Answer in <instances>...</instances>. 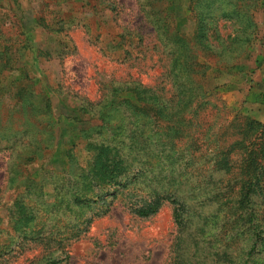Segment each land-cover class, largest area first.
Masks as SVG:
<instances>
[{
	"label": "rangeland",
	"instance_id": "1",
	"mask_svg": "<svg viewBox=\"0 0 264 264\" xmlns=\"http://www.w3.org/2000/svg\"><path fill=\"white\" fill-rule=\"evenodd\" d=\"M184 63L188 68L182 69ZM174 65L193 89L206 92H194L193 109L173 112L167 121L149 112L159 124L150 140L171 151L140 156L151 162L146 176L159 193L183 197L179 224L171 201L139 217L118 195L102 213L108 195L96 205H80L78 216L37 207L32 225L45 227L32 239L30 228L16 231L9 219L14 198L24 190L7 172L15 158L1 150L0 264H264V241L248 255L253 238L242 219L246 209L232 206L229 190L239 180L240 157L221 153L234 147L236 131L253 132L246 118L264 122V0H0V122L10 120L8 146L22 150L35 140L51 141L40 131L49 127L40 122L45 116L22 108L21 91L35 102L42 91L55 116L72 118L62 116L53 125L54 149L45 156L51 170H63L64 160L83 165L95 136L128 145L126 105L136 101L124 84L164 88L168 96L173 87L167 72ZM110 99L101 117L94 116L96 102ZM175 117L180 122L169 133ZM50 172L38 203L59 206L56 192L64 181ZM253 197L264 225V193ZM51 233L61 235L47 239Z\"/></svg>",
	"mask_w": 264,
	"mask_h": 264
},
{
	"label": "trees",
	"instance_id": "2",
	"mask_svg": "<svg viewBox=\"0 0 264 264\" xmlns=\"http://www.w3.org/2000/svg\"><path fill=\"white\" fill-rule=\"evenodd\" d=\"M185 55L189 57L186 53ZM187 65L184 63L182 69L188 68ZM180 67L174 65L167 72V77L170 78L173 87L172 92L168 96H166L167 94L164 92V88L160 89L155 87V90H153L147 87L140 88L133 86V89L131 86L124 84L125 90L131 91L136 101L134 104L129 102V106L126 105V109L131 112L128 119V145L124 142L117 144L112 139L102 138L101 135L95 136L87 144L88 149L91 150L90 159L86 160L83 165L77 164L76 167L68 165L67 160H64L65 168L61 171L51 170V166L48 165L45 156L48 151L54 149L53 125L56 126L57 122L65 114L58 113L55 116L50 98L42 91L38 92L39 97L37 102L29 98L26 91L19 92L17 99L20 96L22 97L20 104L23 109L25 107V110H29L30 112L38 111L33 113L45 116L41 118L40 122L47 120L49 127L41 126L40 131L44 132L46 137H50L51 141L35 140L32 145H28V147L22 150L11 149L8 146L9 138L12 135L10 120H5L6 122L4 124L0 122V144L5 142L4 145H1L2 148H0V151H8V157L15 158V160L9 162L8 165L10 168L7 169V172H9V176L14 180L13 182L16 183L18 180L19 186L24 190L23 192H19L14 198L10 208L11 211H9V219L12 222L13 229L17 231L22 228L24 230L30 228V232H33L31 238L33 235H35L34 237H40V233L45 227V222L42 223L40 220L41 226L38 228L36 224L32 225L38 217L37 207L43 206L42 208L46 212H49V206H51V209H55L56 215L60 214V216H64L68 213L69 216H78L82 214L80 205L89 204L90 202L96 205L108 195L112 198L109 201L101 202L106 206V210H103L102 213L108 210L113 199L118 195L126 198L129 211L139 217H148L157 212L165 201H171V203L177 205L174 210V220L179 224L180 215L178 211L184 206L183 197L180 193L175 194L172 190L159 193L153 180L146 176V172L149 170L147 166L151 162L142 160L140 154L143 156L159 151L160 154L168 155L171 151V147L167 150L165 149L166 146H161V144L153 143L150 140L156 133L154 127L157 125V119L149 112H158L161 115V120L167 121L164 118L166 116L170 117L173 115V112L183 114L184 111L187 113L193 109L195 104L192 103L190 98L194 95V92H198V94L202 92V96L204 94L203 92H206V89L199 90V87L198 89L196 87V90L193 89L189 82L180 75ZM124 88H121V90ZM200 89L202 88L200 87ZM116 92L117 89L113 87L111 98L116 96ZM176 97L178 98L177 100H175ZM150 98H153V101H150L151 104L144 103V101ZM162 98H166L165 103H157V100ZM96 103L100 104V106L94 111V116L99 118L105 107L111 106L112 99L106 101L104 104H101V101ZM81 108L84 112L90 113L85 107L81 106ZM138 117L143 118L142 128L138 126ZM178 118L175 117L176 121H170L172 125H169L168 128L170 126L172 128L169 133L176 131L174 126L180 122ZM64 119L71 120L72 118L68 115L64 116ZM246 119L247 126L251 128L252 125H255L253 132L249 136L243 134L244 139L240 131H236L233 150L227 148L221 153L223 155L226 153L225 157H228L231 152H237L240 157V163L238 164L239 180L236 182L234 188H230L229 192L233 195L231 198L233 200V208L235 209L240 204L244 205L246 209L242 219L248 222V230L253 238L252 245L248 250V255L250 256L257 243L264 241V228H262L264 225L262 222L260 223L258 210H254L252 207L255 203L253 196L257 192L258 194L264 193V122L251 118ZM188 121L191 120L188 119ZM243 132L249 133L247 129ZM111 134L114 135V130H111ZM136 137L143 138V140L134 144L135 141L133 139ZM40 156L43 157L42 160L36 158ZM145 167H147V170ZM227 167L228 169L230 168L229 164H227ZM49 171H51L52 176L62 178L64 181V186L56 192V198H59V200H55V202L59 206L54 205L52 207L50 204L39 205L38 203L44 194L41 192L42 184L46 179L44 177ZM32 175L37 176V179H33ZM47 178L50 177L48 176ZM28 181L30 183L27 184ZM29 196H34L35 198H30ZM227 198H229L228 194ZM98 214L95 212L94 215ZM57 218L51 219L55 220L51 223V227L55 226ZM91 219L92 217H89L88 221ZM57 234L51 233V236L46 238L55 240ZM244 263L247 264L246 261Z\"/></svg>",
	"mask_w": 264,
	"mask_h": 264
},
{
	"label": "crops",
	"instance_id": "3",
	"mask_svg": "<svg viewBox=\"0 0 264 264\" xmlns=\"http://www.w3.org/2000/svg\"><path fill=\"white\" fill-rule=\"evenodd\" d=\"M258 89V88H257ZM258 91H260L259 89H258Z\"/></svg>",
	"mask_w": 264,
	"mask_h": 264
}]
</instances>
